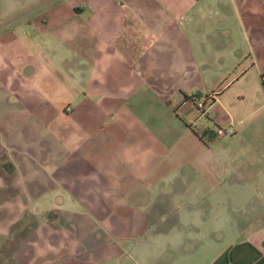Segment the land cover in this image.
Masks as SVG:
<instances>
[{"label": "crops", "instance_id": "1", "mask_svg": "<svg viewBox=\"0 0 264 264\" xmlns=\"http://www.w3.org/2000/svg\"><path fill=\"white\" fill-rule=\"evenodd\" d=\"M241 146L264 153V0H0V235L33 223L16 264H176L161 245L194 240L190 264H264V224L209 241L228 188L264 190L263 169L227 182Z\"/></svg>", "mask_w": 264, "mask_h": 264}, {"label": "rangeland", "instance_id": "2", "mask_svg": "<svg viewBox=\"0 0 264 264\" xmlns=\"http://www.w3.org/2000/svg\"><path fill=\"white\" fill-rule=\"evenodd\" d=\"M234 134L235 133L225 136L217 135L216 140L218 138L227 139L232 137ZM236 141L237 140L234 138V141L231 144L232 146L231 148L239 149L235 146ZM241 149H242L241 154L237 155L236 158H234V156L232 157L235 159V161L233 160L232 162V167L236 166L237 170L233 171L235 168H231L229 174L226 176L227 182L232 184L236 180L241 179V177L238 179L237 177L239 175L241 176V172H242V174L245 175V178L250 180V183L252 184L253 187L255 175H257L260 169L264 170V153L259 152V154L250 155L251 154L250 152L249 154L242 156L243 146H241ZM263 177H264V171H263ZM235 190L237 189L233 187L228 188L227 202L221 204L223 207L222 209L226 210L228 214V219H226V234L217 235V236L212 235L209 238L210 243L212 242L229 243L231 241L233 242L238 236H240L238 234L239 231L247 232V230L250 231L251 229H254V227L258 225V223L264 224V215H261V217L258 220H252V218L255 217L256 213L259 212L264 213V190H259L258 192V190L256 189H252V188L249 189L248 191L250 193H254V197H250L249 199L247 195L246 198L247 201L240 205L239 203L241 196L240 193H235L234 192ZM215 194H218L217 190L213 192V195ZM32 224H33L32 222L29 223L25 221L21 223L18 222L16 224V229H15L16 231H14L15 234L14 237H4V235H0V264H16L11 257V251L14 248V246H16L17 242L25 236L26 230H28ZM200 248L201 245L199 246V242H196L194 240L193 250L190 249L180 250L174 247H171L170 250H168L167 246L162 244L160 252L163 257L164 256L168 257L169 255H171L172 259L174 258V260H176V264H190L189 263L190 259L191 258L196 259V254H199L196 253V251L200 252L201 251ZM193 252H194V256L191 257V253ZM200 260L201 259L198 256L196 263L200 264L202 262ZM162 264H167V263H162Z\"/></svg>", "mask_w": 264, "mask_h": 264}, {"label": "built area", "instance_id": "3", "mask_svg": "<svg viewBox=\"0 0 264 264\" xmlns=\"http://www.w3.org/2000/svg\"><path fill=\"white\" fill-rule=\"evenodd\" d=\"M206 104H207V99L203 96H200L194 100V106L197 112L200 113L201 115L202 114L204 115L206 112ZM215 132H216V135L218 136H225V135H231L235 133V130L232 126H227V127L218 126Z\"/></svg>", "mask_w": 264, "mask_h": 264}]
</instances>
